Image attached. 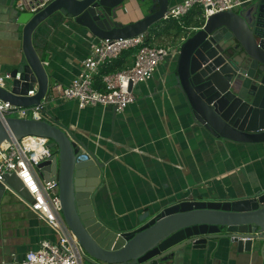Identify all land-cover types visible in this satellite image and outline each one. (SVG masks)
<instances>
[{
    "label": "water",
    "instance_id": "95a60500",
    "mask_svg": "<svg viewBox=\"0 0 264 264\" xmlns=\"http://www.w3.org/2000/svg\"><path fill=\"white\" fill-rule=\"evenodd\" d=\"M126 1L51 0L37 12L14 8L11 22L21 36V54L0 86V100L26 107L44 98L50 77L34 36L57 13L93 37L116 39L147 35L170 7V0H144L151 3L148 13L123 22ZM176 62L173 87L182 94L193 123L230 142H264V0L209 15L181 41ZM34 86L35 93L28 95ZM27 135L47 138L54 151L36 170L43 181L56 179L63 219L83 247L84 261L181 264L224 243L264 263V187L235 197L178 199L155 212H141L134 227L120 229L103 219L96 205L109 158L102 159L57 119H0V143ZM6 193L28 206L33 202L13 172L0 177V203ZM4 255L2 247L0 258Z\"/></svg>",
    "mask_w": 264,
    "mask_h": 264
},
{
    "label": "crops",
    "instance_id": "0c3cea01",
    "mask_svg": "<svg viewBox=\"0 0 264 264\" xmlns=\"http://www.w3.org/2000/svg\"><path fill=\"white\" fill-rule=\"evenodd\" d=\"M15 1L0 0V74L11 72L21 54V36L11 22ZM181 1L170 0V6ZM150 6L144 0H127L121 20H137L148 13ZM195 8L190 15L193 23L173 43L204 23ZM175 31L171 26L150 44H171L162 42L173 38L170 35ZM98 39L59 13L42 27L34 42L46 63L50 84L68 85ZM120 57H124L123 67L130 66L132 50ZM176 60L177 54L170 53L150 79L136 84L132 91L135 100L120 113L111 105L79 107L75 100L58 98L46 109L50 118L68 127L102 159L109 158L96 205L100 216L120 229L134 227L141 212H155L178 199L235 197L264 187V142H230L193 123L182 94L173 87ZM56 237L57 232L25 202L10 193L3 196L0 248L5 255L0 264H14L40 239ZM211 251L206 256L184 258L181 264H264L255 256L234 252L224 243Z\"/></svg>",
    "mask_w": 264,
    "mask_h": 264
},
{
    "label": "built area",
    "instance_id": "2783aa9c",
    "mask_svg": "<svg viewBox=\"0 0 264 264\" xmlns=\"http://www.w3.org/2000/svg\"><path fill=\"white\" fill-rule=\"evenodd\" d=\"M51 0H16L18 11L37 12ZM250 0H182L170 6L163 14V20L180 18L195 7L200 9V15L205 20L209 15L222 10H236ZM203 25V24H202ZM201 25V27H202ZM146 34L135 36L98 39L88 55L80 62L78 72L70 83L61 86L49 84L44 98L37 105L17 106L0 100V119L14 114L20 118L49 119L48 105L55 99H71L79 107L101 104L115 107L116 112H122L135 100L130 87L150 79L159 63L170 53H178V44L149 45L144 42ZM132 49L133 61L130 66L101 74L103 64L118 58L123 51ZM10 72L0 74V86L10 78ZM100 77L102 89L95 87L96 77ZM19 78V73L15 75ZM35 93V86L28 90V95ZM45 137L27 135L19 140L0 143V177L3 173H15L33 202L29 209L57 232L55 239L42 238L36 247L27 250L24 257L14 264H83L85 251L76 236L70 231L61 213V202L58 195L56 179L43 181L39 178L36 165L51 158L53 149L48 146Z\"/></svg>",
    "mask_w": 264,
    "mask_h": 264
},
{
    "label": "trees",
    "instance_id": "16d2710c",
    "mask_svg": "<svg viewBox=\"0 0 264 264\" xmlns=\"http://www.w3.org/2000/svg\"><path fill=\"white\" fill-rule=\"evenodd\" d=\"M195 9H196L195 10L196 14H200V9L198 7L195 8ZM191 14H192V10L189 11V13H187L183 17H181L180 21H177L176 19H170V20H163L162 19V20H160L158 23L154 24L150 28L149 33L146 35L144 42L146 44L151 45L150 41L153 38L162 36L163 33L167 32L171 26H173L176 31H175L174 34H172L170 36H173V38H175L176 36L179 35L180 32L189 29V26H191V22H192V20L190 19V15ZM131 50L132 49L123 51L124 55H126V52H129ZM123 58H121L119 56L118 58L103 64L102 67H101L100 73L101 74H105V73H109V72H113V71L121 69L123 67V61H124ZM94 84H95V87L98 88V89H102V87H103L99 76L96 77Z\"/></svg>",
    "mask_w": 264,
    "mask_h": 264
},
{
    "label": "rangeland",
    "instance_id": "374dc122",
    "mask_svg": "<svg viewBox=\"0 0 264 264\" xmlns=\"http://www.w3.org/2000/svg\"><path fill=\"white\" fill-rule=\"evenodd\" d=\"M174 42L175 40H174V38H170V37H168V39H165L162 43H166V42ZM171 43V44H173V45H175V44H178V42L179 41H176L175 43ZM11 116H14V114H12Z\"/></svg>",
    "mask_w": 264,
    "mask_h": 264
}]
</instances>
